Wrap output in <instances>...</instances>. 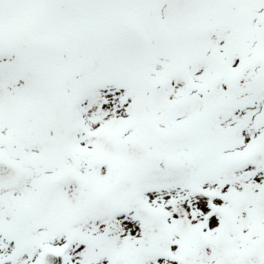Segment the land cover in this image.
<instances>
[{"label":"snow or ice","instance_id":"1","mask_svg":"<svg viewBox=\"0 0 264 264\" xmlns=\"http://www.w3.org/2000/svg\"><path fill=\"white\" fill-rule=\"evenodd\" d=\"M0 264H264V0H0Z\"/></svg>","mask_w":264,"mask_h":264}]
</instances>
